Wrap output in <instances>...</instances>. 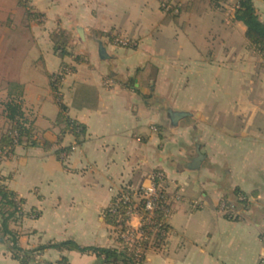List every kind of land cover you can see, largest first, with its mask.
I'll return each instance as SVG.
<instances>
[{
  "label": "crops",
  "instance_id": "0c3cea01",
  "mask_svg": "<svg viewBox=\"0 0 264 264\" xmlns=\"http://www.w3.org/2000/svg\"><path fill=\"white\" fill-rule=\"evenodd\" d=\"M23 1L35 36L16 76L0 83V132L13 97L33 129L0 161L1 182L23 200L25 215L10 223L19 244L118 246L104 210L162 171L170 229L141 264H264V60L235 8L210 0ZM175 1H185L177 14L162 7ZM254 5L264 21V0ZM61 31L69 36L65 55L52 40ZM64 65L73 70L57 93L50 75ZM11 81L22 85L18 99ZM60 103L83 131L58 123ZM237 191L251 202L229 219L217 207ZM130 225L140 227L138 216ZM63 257L99 263L93 252L56 248L23 263L0 232V264Z\"/></svg>",
  "mask_w": 264,
  "mask_h": 264
},
{
  "label": "trees",
  "instance_id": "16d2710c",
  "mask_svg": "<svg viewBox=\"0 0 264 264\" xmlns=\"http://www.w3.org/2000/svg\"><path fill=\"white\" fill-rule=\"evenodd\" d=\"M223 0H210L212 6L218 7L219 3ZM235 19L242 21L246 26V38L250 42L251 46L261 54L264 60V21H262L256 11L254 5V0H236L235 7ZM52 40L54 41V47L60 55H65L68 53L67 43L69 41V36L65 32H54L52 34ZM73 70V67L64 65L63 68L52 75H50L52 89L58 93V84L63 78V76L70 70ZM9 94H16L17 99L22 96L23 88L19 82L12 81L9 84ZM60 113L58 115V123L64 124L65 131L72 130L74 133L83 131V126L72 120L65 114L66 107L63 103H60ZM5 112L6 117L9 120V127L0 132V150L2 152L14 148L21 144L26 138L31 139L32 137V127L27 125V119L24 117V112L22 110L21 103L16 100V97L8 100L5 103ZM3 155L0 153V161L3 158ZM246 193L242 191L236 192V199L230 200L234 202L238 207L241 206V203L238 201L239 194ZM114 200V199H113ZM23 200L17 196V194L8 188L0 179V232L2 236L6 238V241L9 245V249L12 252L13 257L21 260L23 263H28L32 258L37 255L40 251H43L45 248H56L58 250H76L80 252H93L97 255L100 264H141L137 260L135 250H131L123 242L121 237V232L124 231L127 226L125 224V210L126 204H120L117 207V212L105 210V218L107 222L115 227V230L118 234L116 241L119 243L118 246L114 247H101V246H81L73 240H65L61 242H52L48 244H43L34 249H25L19 244V233L13 230L10 227L11 221H17L25 215V212L22 208ZM249 208V207H248ZM157 219L163 220L165 214L161 211L157 213ZM229 218L237 219L239 218ZM228 218V217H227ZM163 231H157L155 234L150 230L149 224L143 225V230L153 237L151 245L149 240L144 242L145 251L151 246H160L164 242L167 233L169 232L168 222L164 223ZM145 258V256H144ZM98 263V264H99ZM52 264H69L65 257H63L58 262Z\"/></svg>",
  "mask_w": 264,
  "mask_h": 264
},
{
  "label": "built area",
  "instance_id": "2783aa9c",
  "mask_svg": "<svg viewBox=\"0 0 264 264\" xmlns=\"http://www.w3.org/2000/svg\"><path fill=\"white\" fill-rule=\"evenodd\" d=\"M162 7L166 11L178 12V7L170 2H164ZM122 43H126L123 42ZM2 154H11L12 150L8 149ZM66 151L62 153L64 156ZM4 156V155H3ZM164 179V174L162 171H155L152 176L151 183L147 185H140L138 187H127L120 193L114 196V200L106 208L109 211L117 212V207L120 204H126L125 210V224L127 228L121 232V237L123 242L129 249L135 250L137 260L140 262L144 259L145 249L144 242L149 240L151 245L153 237L149 236L145 230H143L144 224H149L150 230L153 234L157 231H163V224L168 222V217L172 211V197L168 190L163 186L162 181ZM238 201L241 206H237L234 202L228 199H221L217 211L225 217L235 218L242 215L244 209H248L250 205V198L245 194L238 195ZM105 209V210H106ZM104 210V213H105ZM161 211L165 214L163 220L157 219V213ZM133 216H138L140 219V227L134 228L130 225V220ZM264 263V256H263Z\"/></svg>",
  "mask_w": 264,
  "mask_h": 264
},
{
  "label": "rangeland",
  "instance_id": "374dc122",
  "mask_svg": "<svg viewBox=\"0 0 264 264\" xmlns=\"http://www.w3.org/2000/svg\"><path fill=\"white\" fill-rule=\"evenodd\" d=\"M190 1L194 2V0H187L186 2L189 3ZM203 2L206 1L203 0ZM223 3L227 4L228 7H225ZM172 4H176L175 6H177L180 11L185 8V1L182 5H180V2L176 1ZM27 7L28 4L23 0H0L1 85L5 84L8 78H14L16 76L20 61L27 52L29 43L33 41L35 36L31 25L32 18ZM230 7L231 9L232 7H236V0H223L216 8H225L228 10ZM170 13L177 14L175 12ZM8 127L9 126L5 129Z\"/></svg>",
  "mask_w": 264,
  "mask_h": 264
}]
</instances>
